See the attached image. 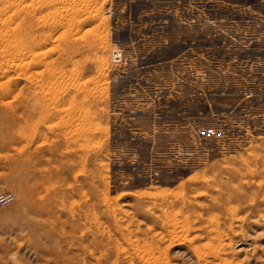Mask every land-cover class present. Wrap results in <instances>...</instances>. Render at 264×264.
Here are the masks:
<instances>
[{"label":"rangeland","instance_id":"obj_1","mask_svg":"<svg viewBox=\"0 0 264 264\" xmlns=\"http://www.w3.org/2000/svg\"><path fill=\"white\" fill-rule=\"evenodd\" d=\"M140 6L0 0V264H264V109L120 111L109 46L133 26L128 78L157 81L181 31Z\"/></svg>","mask_w":264,"mask_h":264},{"label":"built area","instance_id":"obj_2","mask_svg":"<svg viewBox=\"0 0 264 264\" xmlns=\"http://www.w3.org/2000/svg\"><path fill=\"white\" fill-rule=\"evenodd\" d=\"M160 14L164 16L163 26L173 25L181 30L182 26L189 24V11L175 9ZM129 27L131 28L127 29L128 32H121L128 39V43L124 44L127 51L119 42L111 44L108 53L112 76L126 77L121 81L126 85V88L117 101V108L120 111L126 114H141L146 117L152 115L154 109L150 108V105L154 102L160 105L177 104L178 110H184L200 103H205L208 108L212 103H232L251 107H240L238 118L250 117L253 121L260 119L261 106L264 109V61L261 59L240 60L238 57H234L227 65L216 66V64L209 65L207 62L178 59L169 62V71L173 70V72L163 74L157 81L131 79L128 76H133L137 71L134 60L137 51L134 49L138 41L144 42V37H140L138 31L133 32L131 25ZM134 35L139 36L137 40H132ZM152 50L153 47L150 51L147 50V53ZM125 51L130 54L128 58L124 57ZM172 62L175 63L171 64ZM144 74L149 78L150 74ZM136 121L147 124L145 118H139ZM209 132L212 133V130L210 129ZM14 198L12 193L1 194L0 209L8 206L14 201Z\"/></svg>","mask_w":264,"mask_h":264},{"label":"flooded vegetation","instance_id":"obj_3","mask_svg":"<svg viewBox=\"0 0 264 264\" xmlns=\"http://www.w3.org/2000/svg\"><path fill=\"white\" fill-rule=\"evenodd\" d=\"M140 2L142 15L136 19L143 20L144 23L135 24V28L146 29L149 25L150 30L158 27L163 33L166 29L170 30L171 26H163L164 16L160 13L175 9L190 12L189 24L184 25L179 35L173 37L169 55L163 56H171L169 61L185 59L207 62L209 65H221L217 64V61L227 65L234 57L240 60L264 61V0H140ZM155 17L157 19L151 21ZM163 41L166 43L164 37ZM176 115V118L183 121L197 118L185 114L182 116L180 113Z\"/></svg>","mask_w":264,"mask_h":264},{"label":"bare ground","instance_id":"obj_4","mask_svg":"<svg viewBox=\"0 0 264 264\" xmlns=\"http://www.w3.org/2000/svg\"><path fill=\"white\" fill-rule=\"evenodd\" d=\"M71 1V0H70ZM73 1H75V0H73Z\"/></svg>","mask_w":264,"mask_h":264}]
</instances>
